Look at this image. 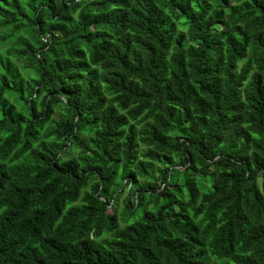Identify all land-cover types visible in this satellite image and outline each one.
I'll return each mask as SVG.
<instances>
[{"label": "trees", "instance_id": "16d2710c", "mask_svg": "<svg viewBox=\"0 0 264 264\" xmlns=\"http://www.w3.org/2000/svg\"><path fill=\"white\" fill-rule=\"evenodd\" d=\"M0 264H264V0H0Z\"/></svg>", "mask_w": 264, "mask_h": 264}]
</instances>
